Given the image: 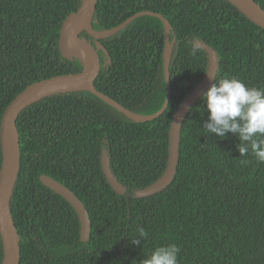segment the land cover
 Wrapping results in <instances>:
<instances>
[{
    "label": "trees",
    "instance_id": "16d2710c",
    "mask_svg": "<svg viewBox=\"0 0 264 264\" xmlns=\"http://www.w3.org/2000/svg\"><path fill=\"white\" fill-rule=\"evenodd\" d=\"M256 1L264 8V0ZM81 3L0 0V170L1 123L12 100L36 81L84 68L80 57L60 49L62 24ZM145 10L171 22L173 91L162 115L137 121L80 88L49 94L18 116L21 164L11 206L20 264H140L170 243L180 249L179 264H264V163L241 157L237 135L219 138L203 128L202 96L182 123L171 184L153 195L136 194L164 174L174 116L208 71V52L197 40L218 54L216 79L230 75L264 88V28L229 0H99L92 25L105 31ZM80 34L94 41L85 29ZM101 42L108 53L101 51L98 91L137 114L159 111L168 95L163 20L137 16ZM104 150L125 193L104 172ZM42 174L83 201L91 219L87 241L74 206L43 184ZM140 227L148 237L135 245ZM4 253L0 229V263Z\"/></svg>",
    "mask_w": 264,
    "mask_h": 264
},
{
    "label": "water",
    "instance_id": "95a60500",
    "mask_svg": "<svg viewBox=\"0 0 264 264\" xmlns=\"http://www.w3.org/2000/svg\"><path fill=\"white\" fill-rule=\"evenodd\" d=\"M229 1L235 4L252 21L264 28V8L260 3L256 0ZM98 2L99 0H82L80 7L76 11L70 13L62 24L60 49L64 56L80 57L84 63L83 70L75 73L55 75L28 85L12 100L4 112L1 123L3 161L0 170V229L5 242V253L0 264H20L21 260V235L12 213L11 199L21 164V142L18 128V116L25 107L49 94L80 88H89L103 100L122 110L137 121L156 119L162 115L169 106L173 91L170 73L172 53L170 36L171 22L161 13L145 10L132 15L121 24L111 29L96 31L92 25V18L96 13ZM144 14L155 15L161 18L165 25L164 62L165 76L168 82V95L162 108L150 115L137 114L127 109L110 96L98 91L95 86V80L102 69L101 51L108 53L101 39L114 34L137 16ZM83 29L94 37L93 42L80 34ZM197 44L201 45L208 52V71L202 81L185 97L174 116L170 130V158L164 174L149 186L137 190L136 194L138 196L144 197L161 192L173 181L177 171L182 123L191 106L210 87L214 81L213 77H216L218 70V54L216 50L201 40H197ZM84 57L88 58V64ZM102 164L104 172L114 189L120 193H125L127 188L113 174L106 150L102 153ZM40 179L43 184L62 195L74 206L81 221V239L87 241L91 232V219L83 201L70 187L53 177L42 174L40 175Z\"/></svg>",
    "mask_w": 264,
    "mask_h": 264
},
{
    "label": "clouds",
    "instance_id": "9594fccd",
    "mask_svg": "<svg viewBox=\"0 0 264 264\" xmlns=\"http://www.w3.org/2000/svg\"><path fill=\"white\" fill-rule=\"evenodd\" d=\"M197 47L193 46L195 55ZM202 94L206 103L208 120L203 128L219 138L228 133L238 136L237 149L241 157L251 154L257 162L264 163V88L247 85L238 77L224 75ZM131 242L139 245L148 237L143 227ZM180 249L175 243L155 247L140 264H179Z\"/></svg>",
    "mask_w": 264,
    "mask_h": 264
},
{
    "label": "bare ground",
    "instance_id": "6f19581e",
    "mask_svg": "<svg viewBox=\"0 0 264 264\" xmlns=\"http://www.w3.org/2000/svg\"><path fill=\"white\" fill-rule=\"evenodd\" d=\"M84 58H85L86 63L88 64L89 63L88 58L87 57H84Z\"/></svg>",
    "mask_w": 264,
    "mask_h": 264
}]
</instances>
